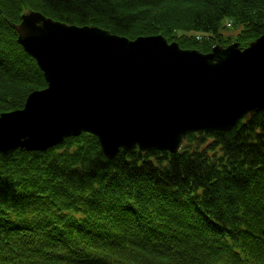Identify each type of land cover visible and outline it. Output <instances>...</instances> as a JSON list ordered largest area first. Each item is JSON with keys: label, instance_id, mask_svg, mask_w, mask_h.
<instances>
[{"label": "trees", "instance_id": "obj_1", "mask_svg": "<svg viewBox=\"0 0 264 264\" xmlns=\"http://www.w3.org/2000/svg\"><path fill=\"white\" fill-rule=\"evenodd\" d=\"M28 11L204 53L264 32V0H0V114L47 86L12 27ZM263 228L264 109L175 153L108 158L87 132L0 152V264H264Z\"/></svg>", "mask_w": 264, "mask_h": 264}, {"label": "water", "instance_id": "obj_2", "mask_svg": "<svg viewBox=\"0 0 264 264\" xmlns=\"http://www.w3.org/2000/svg\"><path fill=\"white\" fill-rule=\"evenodd\" d=\"M12 27L47 86L0 114V152L43 151L87 132L108 158L174 153L189 133L226 131L264 109V32L245 48L204 53L163 35L130 39L38 11Z\"/></svg>", "mask_w": 264, "mask_h": 264}, {"label": "rangeland", "instance_id": "obj_3", "mask_svg": "<svg viewBox=\"0 0 264 264\" xmlns=\"http://www.w3.org/2000/svg\"><path fill=\"white\" fill-rule=\"evenodd\" d=\"M28 12H30V11H28ZM26 13H27V12H26ZM20 22H21V21H20ZM20 22H19V23H20ZM14 24H18V23H14ZM229 32H230V31H229ZM169 42H170V41H169ZM172 42H173V41H172ZM214 46H221V45H219V44H215ZM214 46H213V47H214ZM227 46H228V45H227ZM227 46H225V47H227ZM213 47H212V48H213ZM222 47H224V46H222ZM190 49H191V48H190Z\"/></svg>", "mask_w": 264, "mask_h": 264}, {"label": "bare ground", "instance_id": "obj_4", "mask_svg": "<svg viewBox=\"0 0 264 264\" xmlns=\"http://www.w3.org/2000/svg\"><path fill=\"white\" fill-rule=\"evenodd\" d=\"M197 133H199V132H197ZM185 140V139H184ZM169 152V151H168ZM171 153V152H170ZM175 153V152H174Z\"/></svg>", "mask_w": 264, "mask_h": 264}]
</instances>
